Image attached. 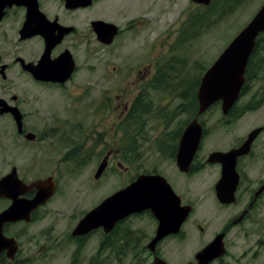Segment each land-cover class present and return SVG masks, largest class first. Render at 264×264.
<instances>
[{"label":"rangeland","instance_id":"rangeland-1","mask_svg":"<svg viewBox=\"0 0 264 264\" xmlns=\"http://www.w3.org/2000/svg\"><path fill=\"white\" fill-rule=\"evenodd\" d=\"M188 1L174 0L170 4L166 0L157 1L149 10L150 26L141 33V36L147 38L155 37L166 25L157 24L177 18L186 23L184 13L187 10H193L195 25L190 29L180 28L173 41L170 32L165 31L159 38L168 39L169 42L163 41L162 44L147 47L146 56L142 58L143 64L141 62L140 65L142 72L135 75L134 81L138 83L141 78H145L142 77L143 72L145 76H150L154 71L151 68L154 63L161 74L157 84H154V77H151L145 94L139 95V89H132L139 92L122 91L120 94L103 95L95 91L92 94L63 93L49 97V102H59L64 107L76 103L80 109L78 113L83 130H89L93 124L95 128L89 135L94 138L70 143L77 150V159L74 154L71 158L56 153L63 152L69 145L68 142H61L53 146L48 157L36 160V169L39 168L36 176L57 172L58 189L37 219L26 225V230L34 237V246L26 264H152L146 246L155 234L157 221L148 212L123 220L108 239L101 229L95 230L85 239L71 235L81 217L101 200L123 188L132 179V175L142 169L151 171L159 168L165 172L187 197L186 200L194 204L189 222L184 227L187 239L180 244L177 240L167 241L162 247L169 264H185L193 256V251L197 252L213 239V232L230 215L229 208H218L219 201L215 193L220 178L218 165L207 164L201 171L189 175L188 181H185L174 160L158 156L155 144L148 146L147 141L172 140L174 131L185 127L198 114L196 98L202 76L235 35L247 25L264 0H213L206 8L194 3L192 9L188 7ZM123 43L120 46L119 40L113 47H106L105 51L100 52L105 56L114 54L108 57L110 69L122 58H131L144 50V47L134 46L133 42ZM256 55V60L260 62L256 63V70L253 67L255 78L248 82V88L232 107L244 108L250 101H259L264 95V34L259 39ZM119 82H124V79H119ZM138 97H141L140 103L146 111L140 112L138 120L129 127L123 122L116 125L127 113L124 100L132 101ZM106 102L114 103L115 113L114 124L108 129L112 133L108 136L105 131L102 132L106 130L108 119L104 111ZM199 120L204 123L206 134L201 143L197 165L199 161L207 162L212 151L231 149L240 144L254 128L263 126L254 141L253 153L243 158L240 166L246 168L248 178H264V101L257 109L243 110L238 116L223 114L221 102H216L199 114ZM126 134L131 135L135 140L134 149L143 150L142 154L133 153L138 157H134L133 163H130L132 157L127 160V153L121 151L114 157V162L111 161L109 165L107 163L108 167L102 175L96 178L97 168L107 149L111 148L117 154L129 146L124 142L132 140ZM128 164L130 169L127 171L125 166ZM253 220L232 231L228 253L221 257L219 263L214 264H264V207L259 206L258 218ZM197 223L207 224L208 228L198 233ZM238 232H241V238Z\"/></svg>","mask_w":264,"mask_h":264},{"label":"flooded vegetation","instance_id":"flooded-vegetation-1","mask_svg":"<svg viewBox=\"0 0 264 264\" xmlns=\"http://www.w3.org/2000/svg\"><path fill=\"white\" fill-rule=\"evenodd\" d=\"M157 1L159 3L163 0ZM157 1L0 0V264H26L30 259L34 237L29 230H26V225L37 219L39 213L57 192L59 175L57 172L56 174L45 172L36 176V171L39 172V168L36 169V160L48 157L53 146L61 142H68L69 145L64 148L63 152L55 150L56 153L60 156L63 153V156L67 155L71 158L74 154V158L77 159V150L75 147H71L70 143L89 141L94 138L93 135H89L95 128L93 124L89 130H83L78 113L80 109L76 107V103H70L64 107L59 102H49V97L63 93L68 95L73 93L92 94L95 91H99L103 95L120 94L122 91H126L125 93L140 91L139 95L145 94L146 85L151 77H154V84H157L161 74L154 63L151 66L154 71L150 76H145L143 72L142 77L145 78H141L138 83L134 81L135 75L142 72L140 65L141 62L143 64L142 58L146 56L147 47L162 44L163 41L169 42L168 39L159 38V35L165 31L170 32L169 35L173 37L171 38L173 41L176 40L180 28L190 29L195 25L193 10H187L184 13L187 17L186 23L184 20L179 21L178 18L170 22L165 21L157 24L158 26L166 25L155 37L141 36L142 31L150 26L149 14L151 11L149 10ZM172 1L174 0H166L168 3ZM188 2V7L194 8L196 2L193 0ZM196 4L202 5L203 8L207 6ZM97 22L113 25L116 35L111 43L107 44L100 40L96 29ZM261 35L258 36V41ZM119 40H121L120 46L124 45V41H127L133 42L134 46L144 47V50L131 58H122L110 69L109 58L114 54L105 56L100 52L105 51L106 47H113ZM115 50L118 53V48ZM122 78L124 82L118 83V80ZM132 89H139V91ZM141 100V97L132 101L124 100L123 105L127 113H125V118L121 119L122 121L116 122V125L123 122L129 127L138 120L140 112L146 111L140 103ZM106 103L104 111L108 119L106 130L102 132L105 131L108 136L112 133L108 129L114 124L115 113L113 112L114 103ZM243 110L237 106L231 108L225 115L238 116ZM192 120L188 121L184 125L185 127L175 130L172 140H148V146L155 144L156 149H154L158 156L174 160L176 167L185 177V181H188L189 175L201 171L207 164L218 165L221 178L223 169L221 163H210L208 160L207 162L199 161V165L196 163L197 158H200L198 154L206 134L204 123L200 120L203 127L200 144L188 168L180 169L177 160L181 149L180 141ZM98 132L100 133V130ZM129 136L128 138L132 141L124 142L129 146L119 150L117 154H114L111 148L107 149L103 159L107 158L108 165L111 161L114 162V157H117L121 151L127 153V160L132 157L129 160L130 163H133L134 157H138L133 153L142 154L143 150L134 149L135 140L131 138L130 134ZM247 137L248 135L233 148L241 146ZM254 141L249 153L238 158L236 169L240 177L234 193L235 200L223 203L217 197L218 208H229L230 210V215L221 221L220 228L215 230L212 236L214 239L218 234L224 233L226 247L224 255L229 251V245H231L229 236L232 231L236 228L240 229L247 222H254L253 218H258L259 206L264 207V191L258 193L259 189L264 186V178L252 180L247 177L246 168L240 166V161L253 153ZM231 149L222 151L226 152ZM117 163L120 164V162ZM125 168L128 171L130 165L128 164ZM142 174L164 177L176 196L180 198L179 205L191 208L179 232L169 233L158 241L155 250H151L148 243L157 233L159 220L148 208L125 216L117 221L110 231H106L105 227L100 225L83 235L74 236L72 232L71 235L74 238L85 239L95 230L101 229L103 235L108 239V236L123 220L148 212L156 219L157 228L154 236L147 243L146 250L152 258V264L156 258H161L169 264L162 247L167 241L177 240L176 242L180 244L187 239L184 227L189 222L188 219L193 212L194 204L186 200L187 197L159 168H154L151 171L142 169L141 172L132 175V179L125 186ZM38 181H41L48 190L52 183L54 192L45 203L29 211L27 203L37 195L38 189L33 184ZM10 209L11 213H8ZM197 227L199 228L198 233H202L208 228V225L197 223ZM238 236L241 238V232H238ZM213 239L205 243L199 250ZM197 252L193 251V256L185 264H197ZM220 260L221 257L216 258L210 264L219 263Z\"/></svg>","mask_w":264,"mask_h":264},{"label":"water","instance_id":"water-1","mask_svg":"<svg viewBox=\"0 0 264 264\" xmlns=\"http://www.w3.org/2000/svg\"><path fill=\"white\" fill-rule=\"evenodd\" d=\"M193 1L210 4L212 0ZM96 29L100 40L107 44L111 43L116 35V30L109 23L97 22ZM262 32H264V3L202 76L197 90L198 114L190 122L180 141L181 149L177 157L180 169L188 168L202 139L203 127L199 122V114L219 101L223 113L226 114L239 99L246 81L245 72L249 59L257 44V38ZM262 130L261 126L253 129L246 141L237 148L227 152L214 151L209 155V162H219L223 167L222 177L215 186L217 197L221 202L230 203L235 200L234 193L239 182V173L236 170L238 157L249 153L251 144ZM107 163V158H104L96 171V178L102 175ZM33 186L37 187L38 192L27 203L29 211L45 203L54 192L52 183L49 190L41 181L35 182ZM262 191L264 186L258 193ZM179 202L180 198L176 196L164 177L142 174L89 210L79 220L72 235H83L100 225H103L106 231H110L117 221L130 213L149 208L159 220L157 233L148 243L149 248L155 250L158 241L169 233L179 232L182 223L188 217L191 208L181 207ZM8 213H11V209ZM225 251L222 232L197 252V264H210L214 259L223 256ZM154 264H167V262L156 258Z\"/></svg>","mask_w":264,"mask_h":264},{"label":"trees","instance_id":"trees-1","mask_svg":"<svg viewBox=\"0 0 264 264\" xmlns=\"http://www.w3.org/2000/svg\"><path fill=\"white\" fill-rule=\"evenodd\" d=\"M259 42V41H258ZM258 42L255 46V49L253 51V53L251 54V57L249 59V62H248V65H247V68H246V82L243 86V89H242V93H244L246 91V89L248 88V82L255 78L254 74H253V67H256L255 70L257 69V65L256 63L260 62L259 60H256L257 58V45H258ZM254 62V64H253ZM262 62V61H261ZM197 99V98H196ZM264 101V95L261 96V99L259 101H250L249 103H247V105L243 108L244 110H253V109H257L258 107H260L262 105ZM234 108V107H233ZM232 112V111H231ZM230 112V113H231Z\"/></svg>","mask_w":264,"mask_h":264}]
</instances>
